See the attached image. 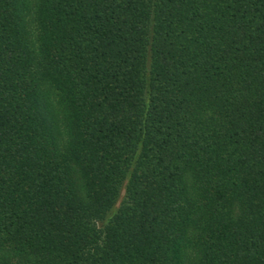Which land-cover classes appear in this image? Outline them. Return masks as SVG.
Returning <instances> with one entry per match:
<instances>
[{
    "label": "trees",
    "instance_id": "1",
    "mask_svg": "<svg viewBox=\"0 0 264 264\" xmlns=\"http://www.w3.org/2000/svg\"><path fill=\"white\" fill-rule=\"evenodd\" d=\"M0 264H264V0H0Z\"/></svg>",
    "mask_w": 264,
    "mask_h": 264
}]
</instances>
